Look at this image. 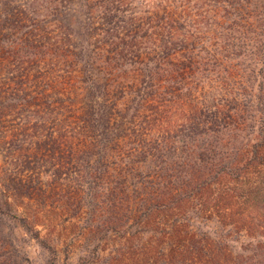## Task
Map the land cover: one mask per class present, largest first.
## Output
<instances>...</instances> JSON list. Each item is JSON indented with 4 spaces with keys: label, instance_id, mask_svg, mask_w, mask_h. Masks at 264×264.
Instances as JSON below:
<instances>
[{
    "label": "trees",
    "instance_id": "trees-1",
    "mask_svg": "<svg viewBox=\"0 0 264 264\" xmlns=\"http://www.w3.org/2000/svg\"><path fill=\"white\" fill-rule=\"evenodd\" d=\"M0 43L81 69L78 118L97 138L77 183L85 263L264 264V0H0ZM112 72L136 77L116 85L129 101L116 113L104 105ZM144 104L166 125L129 138ZM123 166L130 182L102 181ZM27 191L3 183L0 217L54 251L42 213L19 212Z\"/></svg>",
    "mask_w": 264,
    "mask_h": 264
},
{
    "label": "rangeland",
    "instance_id": "rangeland-1",
    "mask_svg": "<svg viewBox=\"0 0 264 264\" xmlns=\"http://www.w3.org/2000/svg\"><path fill=\"white\" fill-rule=\"evenodd\" d=\"M26 52L11 54L0 43V188L11 178L25 184L28 194L24 197L30 199L17 203L19 212L30 216L42 213L36 228L42 237L50 238L54 251L2 215L0 264H90L82 260L88 251L91 225L79 212L77 183L89 177L86 159H80V152L91 147L97 138L82 131V118H78L85 109L78 81L81 69L75 66L58 71L47 57ZM17 56L25 57L20 60L22 64L14 61ZM113 72L106 78L111 91L104 105L116 113L123 111L129 102L127 94L123 96L116 85L122 84L127 91L136 77ZM17 92L19 98L15 102L6 100L9 94ZM148 106L140 108L139 116L127 131L129 138L148 130L156 134L166 125L165 121L159 122L162 127L148 121ZM122 151L121 148L119 152ZM114 161L113 156L110 162ZM139 166L135 163L132 167ZM113 176L128 183L136 176V170L129 171L123 166L110 172L107 178L102 176V181ZM209 226L217 227L215 223Z\"/></svg>",
    "mask_w": 264,
    "mask_h": 264
}]
</instances>
